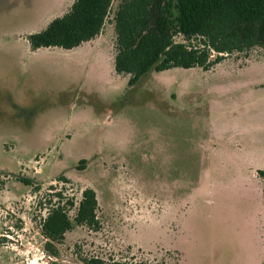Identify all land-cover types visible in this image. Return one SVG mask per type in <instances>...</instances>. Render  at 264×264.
<instances>
[{
  "label": "rangeland",
  "instance_id": "374dc122",
  "mask_svg": "<svg viewBox=\"0 0 264 264\" xmlns=\"http://www.w3.org/2000/svg\"><path fill=\"white\" fill-rule=\"evenodd\" d=\"M0 1V49H10L26 21L21 4L30 0ZM120 3L112 0L105 21L109 54ZM263 58L264 48H254L209 71L150 72L129 87V76L111 80L99 67L57 73L42 62L28 66L22 56L24 106L0 112V264H83L85 256L215 264L212 248L224 263L230 234L251 214L256 235L264 228L257 174L264 168V104L259 119L249 117L252 108L240 112L250 99L241 83L261 72H238L246 59ZM61 176L69 183L56 181ZM51 186L74 201L67 209L73 228L56 245L57 257L45 252L41 233L56 202ZM85 188L96 195V230L73 221Z\"/></svg>",
  "mask_w": 264,
  "mask_h": 264
},
{
  "label": "trees",
  "instance_id": "16d2710c",
  "mask_svg": "<svg viewBox=\"0 0 264 264\" xmlns=\"http://www.w3.org/2000/svg\"><path fill=\"white\" fill-rule=\"evenodd\" d=\"M111 3L112 0H73L68 11L50 21L44 30L26 36L30 49L71 50L93 40L105 24ZM113 23L114 70L129 76V87L150 72L175 68L209 71L232 54L264 48V0H121ZM176 36L182 41H176ZM257 174L264 182V170ZM19 181L32 185L30 179ZM56 181L69 183L65 176ZM53 196L56 202L47 209L41 233L46 240L45 252L57 257L56 245L73 228L67 209L74 206V201H65L59 190ZM96 210L95 192L85 188L74 224L98 229ZM81 260L83 264H148L133 257L117 260L85 256Z\"/></svg>",
  "mask_w": 264,
  "mask_h": 264
},
{
  "label": "crops",
  "instance_id": "0c3cea01",
  "mask_svg": "<svg viewBox=\"0 0 264 264\" xmlns=\"http://www.w3.org/2000/svg\"><path fill=\"white\" fill-rule=\"evenodd\" d=\"M65 2L66 0L62 3L58 0H40L38 5H33L32 0H30V3L27 5L21 4L24 7L22 12L25 15L26 21H24L23 27L19 28L15 42L9 45L10 49H0V59L14 58V60L9 62L0 60V112H2L1 110H5V113L7 111L9 113H15L17 109L22 110L24 106L21 91L23 72L22 69L17 66L19 65L23 68L22 56L26 57L29 62L26 64L28 66L42 62L43 64L46 63L45 67L57 73L67 71L73 72L81 69L87 75L88 72H91V68L99 67L100 69H105L110 74L111 80L114 79L113 74L120 76L116 74L114 70L115 53L109 54V52L105 50L107 39L103 36L105 24L97 37L82 43L74 49L41 48L36 51L30 49L26 41V36L44 30L50 21L66 13L73 0L72 2ZM5 3L6 1L4 0L3 6L6 5ZM1 5L0 1V6ZM112 25L114 26V24ZM4 33H6V30H4ZM115 38L116 36L114 35V39ZM257 70H260V76L251 74L253 72H258ZM238 72L239 75L246 76L248 73L252 75V78L249 80L245 78L246 80L244 83H241L244 84V94L249 96L250 99L249 102L246 101L244 104H241L240 112L243 114V111L247 112L249 108H252L249 117L259 119L260 116L258 115V111L264 104V98H262L264 95V58L261 60L248 61L246 59L245 64L238 68ZM111 84L113 85L112 82ZM113 86L111 89H113ZM87 105L93 106L91 103ZM77 108L72 107L70 114L72 115L73 110ZM94 112L99 121V116L95 110ZM15 116L16 114L12 115L14 118ZM113 120L114 118L110 117L108 124ZM261 170H264V168ZM262 207L264 208V203H262ZM246 215L244 216L245 218H247ZM252 217L254 216L251 214V218ZM251 218L244 221L245 225L244 227L242 226L240 232L238 231L237 236H235L234 233L230 234L229 252L226 253L225 262L222 264H264V228L260 227V234L256 235L254 230L255 222ZM248 221L250 222L248 223ZM212 249L211 256L214 259L212 263L217 264V250L214 248ZM208 253H210L209 249H207V254ZM182 259H185L184 252ZM182 264H184V260H182ZM193 264L201 263L194 260Z\"/></svg>",
  "mask_w": 264,
  "mask_h": 264
}]
</instances>
